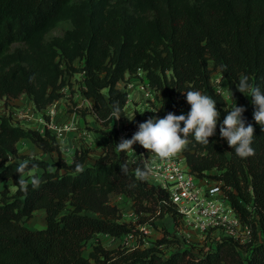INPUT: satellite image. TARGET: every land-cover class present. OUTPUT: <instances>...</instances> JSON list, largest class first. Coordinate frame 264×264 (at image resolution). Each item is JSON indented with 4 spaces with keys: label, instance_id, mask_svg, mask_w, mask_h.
<instances>
[{
    "label": "trees",
    "instance_id": "16d2710c",
    "mask_svg": "<svg viewBox=\"0 0 264 264\" xmlns=\"http://www.w3.org/2000/svg\"><path fill=\"white\" fill-rule=\"evenodd\" d=\"M131 1L135 14L109 0L74 5L71 0H0V97L23 94L41 109L61 95L59 89L69 76L83 71L84 93L93 99L105 137L90 162L87 148L76 150L66 162L50 132L0 116V182L11 180L15 186L8 195L0 189V264H264V128L253 119L252 98L236 88L243 74L264 92V0ZM63 18L70 19L72 28L45 41V33ZM210 62L227 81L238 106L246 109V123L255 129L253 156L239 158L220 138L219 123L229 108L210 82ZM138 69L161 94L165 115L190 111L188 90L216 100V134L208 145L190 135L182 156L196 176L221 181L233 211L249 226V241L224 237L199 256L187 249L163 255L156 247H140V240L133 247L110 249L94 243L83 254L85 242L96 234L119 237L132 232L133 227L117 220L111 193L125 195L141 223L154 224L153 219L165 213L180 216L173 203H164V189L135 178V169L144 167L141 160L128 164L127 175L120 169L126 154L116 151V131L125 116L126 90L116 84ZM173 96L176 100L167 99ZM116 106L118 120L113 116ZM20 139L44 152L56 151V160L18 155ZM11 155L18 161L10 162ZM21 161L29 162L25 173L41 169L29 180L24 176L27 191L17 184ZM76 164L83 165V173L75 171ZM211 170L215 173L209 174ZM32 178L40 181L37 189L31 187ZM39 208L44 210L45 226L28 228L22 222Z\"/></svg>",
    "mask_w": 264,
    "mask_h": 264
},
{
    "label": "rangeland",
    "instance_id": "374dc122",
    "mask_svg": "<svg viewBox=\"0 0 264 264\" xmlns=\"http://www.w3.org/2000/svg\"><path fill=\"white\" fill-rule=\"evenodd\" d=\"M84 0H71V3L79 4ZM120 3L128 12L135 14L136 11L133 7L131 0H109V4L113 5L114 3ZM72 28V23L70 19L63 18L56 22V24L45 33L44 40L49 41L56 36H61L65 31ZM14 45L23 46L22 44L15 43ZM80 61L75 62L77 67L80 66ZM209 66L212 67L210 74V82L213 86V89L218 92L224 99L227 108H231L234 101L237 106V98L231 95V89L228 87L227 81L222 76L218 68H214L212 63H209ZM131 73H125L122 80H119L116 84L117 87L125 89L124 82L126 77ZM85 85L83 81V76L78 72H74L71 76L67 78V82L64 86L59 89L61 95L57 98V110L61 115H73L75 121L78 122L77 128L85 131V134H88L89 140L82 139L79 137V142H76L75 145H70L69 149L63 146L61 139L56 141L59 148L60 155L64 158L66 162H70L75 151L82 148H87L88 157L87 161L90 162L94 156L99 154L101 145L100 138L103 133L100 129H103L100 124L97 123L96 117L93 111V99L85 95ZM105 92V89H103ZM233 94V93H232ZM22 95L18 96L16 104L22 103ZM129 99L126 101L124 110L127 113L124 118L125 122L130 126L133 132L138 131V124L145 122L149 118H160L164 116L165 112L160 110L161 107V94L155 93L151 99H146L141 96L140 92L136 88H131L129 90ZM246 96V95H245ZM248 97V96H246ZM25 98V97H24ZM234 101H233V99ZM27 100V98H25ZM169 100H176L175 96L167 98ZM92 100V101H91ZM28 102V100H27ZM34 106V104L31 102ZM9 102L3 96L0 97V116L5 115L8 112ZM35 107V106H34ZM45 108V107H44ZM41 108L39 110H42ZM36 109V108H35ZM181 110V109H180ZM150 111L152 112L150 116ZM184 112V111H182ZM143 113V114H142ZM135 115L132 121H129L126 116ZM8 116V115H7ZM46 116H43L45 119ZM58 119V116L56 117ZM59 120V119H58ZM64 120H69L64 119ZM123 122V120H122ZM120 124V122H119ZM111 129L110 127L108 128ZM44 131V130H43ZM43 133V132H42ZM17 154L18 155H28L36 158H42L49 162L56 160L58 154L56 151L44 152L41 149L37 148L32 144L28 139H20L17 143ZM67 151V152H66ZM182 151L176 155H181ZM136 160V159H135ZM134 160V161H135ZM18 156L11 155L10 162H17ZM128 164H133V160H129L126 157ZM53 169V168H51ZM41 169L32 168L24 176L29 180L34 173H39ZM209 174H214L215 170L208 172ZM209 176V175H208ZM210 180L211 177H209ZM0 189H6L7 195L13 193L15 186L11 180H4L0 182ZM109 202L116 208V214L118 215L117 220L120 222L127 223L128 226L133 227L132 232L122 234L119 237H114L109 234H96L89 240H87L83 246V254L87 255L94 243H100L107 249L114 248L118 245H125L129 247L136 246L139 243L140 247H156L160 250L163 255H167L172 251L187 249L192 252L195 256H199L205 251H208L215 246V242L220 240L217 233L208 232L207 234L200 233L191 229L189 226L184 224V221L179 217H173L170 213H165L162 216L154 218V224L148 222L141 223L139 221V215L134 211L131 206V201L123 194L120 193H111ZM149 214V213H147ZM151 219V217L149 218ZM25 226L31 229L41 228L45 226V213L42 208L36 209L32 212V215L29 219L22 222ZM165 240L162 243H159L160 240Z\"/></svg>",
    "mask_w": 264,
    "mask_h": 264
},
{
    "label": "built area",
    "instance_id": "2783aa9c",
    "mask_svg": "<svg viewBox=\"0 0 264 264\" xmlns=\"http://www.w3.org/2000/svg\"><path fill=\"white\" fill-rule=\"evenodd\" d=\"M83 76L84 72H78ZM126 101L129 99V90L136 88L142 97L151 99L157 93L150 87L144 72L140 69L126 77ZM9 102L8 115L13 124L32 127L30 122L38 115L42 119L43 130L50 132L56 141L63 139L69 131H75L76 126L70 120L56 119L58 99L53 100L44 109L39 110L27 102L16 104L18 98L5 97ZM43 116H46L43 119ZM135 132L127 123L117 125L116 138L129 139ZM135 152L126 153L129 160L139 159L143 165L149 164L153 174L147 179L149 184L164 189L167 200L164 203H173L179 212L184 224L200 233L215 232L218 237H230L244 243L249 241L251 234L249 226L240 220L233 211L224 195L220 180H210L207 177H198L190 172L182 154L175 155L167 160L152 155L139 144L133 146Z\"/></svg>",
    "mask_w": 264,
    "mask_h": 264
},
{
    "label": "clouds",
    "instance_id": "9594fccd",
    "mask_svg": "<svg viewBox=\"0 0 264 264\" xmlns=\"http://www.w3.org/2000/svg\"><path fill=\"white\" fill-rule=\"evenodd\" d=\"M236 88L240 93L252 98L253 119L264 128V92L259 87H253L249 83L248 77L243 74L240 76ZM185 94L186 101L190 105V111L186 115L168 112L163 118H149L145 122L139 123L138 131L131 138L121 139L117 143L116 151L125 154L135 152L133 146L139 144L152 155L161 160H167L186 148L190 135L197 143L208 145L209 138L216 134L220 118L216 100L198 90H188ZM231 95L233 96L232 91ZM245 111L243 106H237L234 101L231 108L225 111L227 114L224 116L223 122L219 123L220 138L227 141L228 146L234 149L239 158H248L255 154L252 147L255 140V129L251 123H246L243 116ZM113 116L116 120L120 119L119 106L114 107ZM126 117L132 121L135 115ZM28 163V161H21L16 167V173L19 176L17 184L24 191H27L28 188V182L24 178ZM120 169L127 175L128 162L120 164ZM75 171L83 173V165L76 164ZM152 174L153 170L149 164H145L143 168L137 167L134 172L135 178L139 181H146ZM39 186V179L32 178L31 187L37 189Z\"/></svg>",
    "mask_w": 264,
    "mask_h": 264
},
{
    "label": "crops",
    "instance_id": "0c3cea01",
    "mask_svg": "<svg viewBox=\"0 0 264 264\" xmlns=\"http://www.w3.org/2000/svg\"><path fill=\"white\" fill-rule=\"evenodd\" d=\"M24 95H22V99H24ZM28 100V102L29 103H31V100L28 98L27 99ZM92 101V100H91ZM125 114L127 115V113L125 112ZM151 114H152V112L150 111V116H151ZM58 116V119L59 120H64V119H69L70 121H72L73 122V124L76 126V130L75 131H69L67 134H66V137H65V139L62 141V143H63V146H65V148H67V150L69 149V147H70V145L72 146V145H75L76 144V142H79L80 140H79V137H82V139H84L85 138V140H89V138H87V137H89V135L88 134H85V131L84 130H81L80 128H77V125H78V122H76L75 121V117L73 116V115H61V114H59L58 112L56 113V117ZM122 120H123V122H122ZM121 121H120V123H128V122H125V119H122ZM30 124H31V128H33V129H36V130H38L39 132H43V123H42V119L39 117V115L36 117V118H34L31 122H30ZM104 139H105V137L104 136H102L101 135V138H100V145L102 146V144H103V142H104ZM100 151H101V148H100ZM99 151V152H100ZM67 152V151H66ZM97 156V155H96ZM96 156H94V158L96 157ZM93 158V159H94ZM92 159V160H93Z\"/></svg>",
    "mask_w": 264,
    "mask_h": 264
}]
</instances>
